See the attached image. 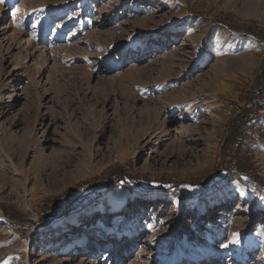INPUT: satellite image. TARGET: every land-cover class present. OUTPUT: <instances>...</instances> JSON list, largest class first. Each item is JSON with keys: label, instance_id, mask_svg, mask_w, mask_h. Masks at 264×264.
<instances>
[{"label": "rangeland", "instance_id": "1", "mask_svg": "<svg viewBox=\"0 0 264 264\" xmlns=\"http://www.w3.org/2000/svg\"><path fill=\"white\" fill-rule=\"evenodd\" d=\"M0 264H264V0H3Z\"/></svg>", "mask_w": 264, "mask_h": 264}, {"label": "snow or ice", "instance_id": "2", "mask_svg": "<svg viewBox=\"0 0 264 264\" xmlns=\"http://www.w3.org/2000/svg\"><path fill=\"white\" fill-rule=\"evenodd\" d=\"M0 3H3V0H0ZM17 11H19V10L17 9ZM12 15L14 16L15 13H13ZM168 187H171V186H168ZM231 242H233V243H238L239 242L238 241V234H233V238H232ZM224 246L227 247V245H224Z\"/></svg>", "mask_w": 264, "mask_h": 264}, {"label": "bare ground", "instance_id": "3", "mask_svg": "<svg viewBox=\"0 0 264 264\" xmlns=\"http://www.w3.org/2000/svg\"><path fill=\"white\" fill-rule=\"evenodd\" d=\"M3 26H4V24H3ZM144 50H145L144 47H140V48H138V51H139V52L144 51ZM154 237H155V236H154ZM152 238H153V237H152ZM154 240H155V239H154ZM154 240H153V241H154Z\"/></svg>", "mask_w": 264, "mask_h": 264}, {"label": "trees", "instance_id": "4", "mask_svg": "<svg viewBox=\"0 0 264 264\" xmlns=\"http://www.w3.org/2000/svg\"><path fill=\"white\" fill-rule=\"evenodd\" d=\"M243 36H248V35H243ZM250 36V35H249Z\"/></svg>", "mask_w": 264, "mask_h": 264}]
</instances>
